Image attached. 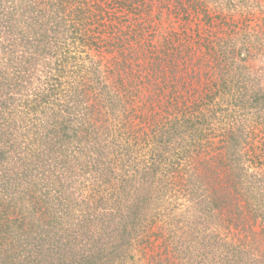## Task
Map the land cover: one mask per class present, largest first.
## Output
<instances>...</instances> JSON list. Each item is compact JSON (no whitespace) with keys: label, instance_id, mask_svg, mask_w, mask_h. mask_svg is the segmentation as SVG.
Instances as JSON below:
<instances>
[{"label":"rangeland","instance_id":"1","mask_svg":"<svg viewBox=\"0 0 264 264\" xmlns=\"http://www.w3.org/2000/svg\"><path fill=\"white\" fill-rule=\"evenodd\" d=\"M79 1L83 0H0V23H9L0 24V131L8 130V120L17 131L11 145L6 132L0 133V195L13 196L16 205L10 208L13 219L0 218V264H24L29 259L40 264H264V0H174L180 3L179 15L158 16L159 29L153 33L170 27L192 42L206 37L217 45L216 55L202 45L188 65L181 58L179 75L189 81L198 73L200 79L194 82L204 95L210 87L219 91L209 102L216 106L210 116L211 137L196 143L194 131L177 132L173 138L168 133L165 141L171 144L162 149L161 155L167 151L163 162L158 160L152 169L150 150L138 148L128 154L117 127L112 125L109 132L95 129L101 113L111 119L109 115L118 111L113 84L132 78L119 68L125 59H113L120 55L112 47L91 48L87 41H73L70 31L52 29L64 13L89 21L91 11L84 13ZM107 1L127 17L121 0ZM29 9L34 10L23 17ZM17 12L19 21L13 24L7 18ZM36 14L40 16L32 17ZM44 30L51 31L58 44L35 50L31 42L37 43ZM153 41L159 44L158 37ZM68 43L72 51L81 50L76 53L80 65L95 71L61 72L62 65L67 70L70 66L63 61ZM106 66L114 72L108 73ZM81 80L97 81L102 87L104 96L93 100L101 112L84 103L67 108L69 98L81 99L76 84ZM52 83L61 85L63 92L55 95L57 105L50 107ZM94 102L88 103L95 106ZM25 104L30 108L26 115L17 113ZM243 111L254 124L244 135L238 122ZM70 116L80 126L79 135H74L72 123H63ZM224 132L230 136L225 145ZM48 133L57 138L45 139ZM154 152L160 159L159 150ZM133 155L139 160L135 171L126 167L132 165ZM197 161L207 174L202 168L201 176L193 174L190 166ZM172 164L176 174L171 173ZM31 165L36 178L18 174L27 173ZM156 168L161 172L154 173ZM143 172L150 178L144 179ZM126 177L135 182L125 183ZM172 177L178 180L177 191L170 184ZM31 189L40 201L55 198L50 212L37 210L41 206L29 200ZM57 218L65 229L60 242L51 241L60 232Z\"/></svg>","mask_w":264,"mask_h":264},{"label":"trees","instance_id":"2","mask_svg":"<svg viewBox=\"0 0 264 264\" xmlns=\"http://www.w3.org/2000/svg\"><path fill=\"white\" fill-rule=\"evenodd\" d=\"M120 2L123 3L124 9L127 11V17L125 18H122L121 15H118V10L115 8V4L110 6L109 1L107 0H83L79 1V4L81 3L83 5L81 10H83L84 13L88 10L91 11L89 12L91 18L87 17L89 21H81L87 19L80 20V18L77 16L75 18L70 15L72 14L71 12L70 14L64 13V17L54 20V26L52 29H56L58 27L55 30V33L59 30V28L60 32L61 30L66 32L70 31L71 34L69 35H71L70 38L73 39V41L79 40L80 42L82 41V43L87 41L86 45H91V48L93 45H101L99 48H102L103 50H105V47H112V49H115L116 53L121 56L116 58V56L113 55L115 62H123L122 60L125 59V61L120 64L121 66L119 68L128 72V75L132 79H129V83L126 84H113V87H115L117 90V93L114 95L116 100L115 104L118 107V111L116 114H112V116L107 113L111 119H108L104 116V113H101L102 117H100V120H98L100 123L97 124V128L95 129L100 131L103 129V131L109 132L112 125L117 127L120 139H124L122 143L124 144L128 154L132 153V151H136L138 148H144L145 151L150 150L152 155H150L149 159L152 161H150L148 166L150 169H152L158 160H160V163L163 162L162 159L164 158V154L167 151L161 155L162 149L167 148L171 144V142L165 141L166 135H168V133H171V138H173L177 132L182 131L186 134L189 130V133L191 134L194 131L195 134H193V140H196V143L211 137L209 134L210 131L213 130L214 124L211 122L210 116L215 113L214 108L216 106H214L215 104L209 102L210 99H212V94H215V92H218L219 90L217 88L212 90V87H210L208 88V94L204 95L202 93L203 89L200 90V88L194 82L195 79H200L198 73H193L194 76H192L189 81H186V79L184 80V76L181 74L179 75V62L183 59L184 63L187 64V61L189 62L190 58L194 57L197 53V47L202 45V47H206L210 53H214L213 55H216L217 45L211 40H208L206 37L199 38L195 42L193 40L192 42L190 41L191 37L189 40L186 38L185 34L180 36V30H172L170 27L166 28L163 33L162 31L159 34L151 32V30L156 29L157 31V29H159V17L163 16L164 14L167 15V17H170L174 14L179 15L178 9L180 8V3L175 2L174 0H121ZM69 3L72 4V2ZM28 8L34 7L33 5H30ZM62 8L65 10L63 5ZM157 9H159L158 12H156ZM29 10L30 11L27 10L24 12L23 17L27 18V14L30 15L31 11L34 9ZM35 10L38 11L37 13H39V11L41 12L40 9ZM0 12H2L1 8ZM38 16L40 15L36 14L32 17ZM7 19H13V24L14 20L19 21L18 12L16 15H14V17L12 14ZM34 19L36 21L38 20V18ZM3 22L0 23L2 26L9 24L8 22L3 24ZM185 30L187 29L185 28ZM50 32L51 31L49 30H44L39 33L37 36V43L32 40L31 43L32 45L35 44V50L38 46L42 47V51L46 50L47 47L50 48L52 45L57 46L58 40L55 42L52 41ZM94 32H97V35L92 37V33ZM153 37H158L159 44L154 43ZM115 41H117V43ZM211 43L214 44L213 47ZM60 48L62 49V46ZM64 48L65 55L63 61H66L67 64L70 63V66L67 70L66 65H62L60 67L61 72L64 74H67L68 72L70 74H75L76 72L81 73L83 70V72L89 74L95 71L94 68L80 65V58L79 61H77L76 53L81 52V50L72 51L69 43L67 46L65 45ZM117 48H121V50H116ZM30 52L33 59H35L33 51L30 50ZM226 54H228L230 57L232 53L229 50ZM23 57L25 56L23 55ZM102 57L105 58L104 56ZM217 59L218 58L215 60ZM212 63L213 62L210 64ZM210 64L208 67L211 66ZM106 70L110 74L111 72H114V69L110 68L109 66H106ZM83 76L84 75H82V80ZM17 77L22 78V74L17 75ZM82 80L76 81L77 86H79V90L77 91L79 92L78 96L81 99H78V101H71L69 100L70 98L68 100L65 99L67 102H72L71 106L69 103H67V108L70 109L75 104H77V107H79L80 104L84 103L89 109L92 110L96 108L97 113L101 112L102 109L93 100L97 101L99 100L98 98H102L104 96L105 93L102 90V87L97 81L96 83H87L86 81ZM61 84H63V82H61ZM206 86L209 87L210 83L207 82ZM62 88L63 87L61 85L56 86L55 83H52L51 86L48 87L49 95L53 97L52 100L48 102L50 107L51 105H57L58 99L55 95H60V93L63 92ZM45 90H47V88H45ZM58 98L60 99V96ZM88 102H94L95 106ZM43 103L47 104L45 100ZM28 106L29 104H27L26 107L23 106V109L21 110L17 109V113L19 112L21 114L24 112L26 115L30 109ZM24 108H26L25 111ZM248 114L249 113L243 111L238 120L242 127V135L245 134L243 132L244 130H248L250 132V128L254 126L252 118ZM71 118L73 117H67V119L63 120V123L65 126H67V124L70 126L72 123L75 129L74 135H79L80 126L76 122H73L75 119ZM7 124L8 130L6 131L5 129L4 131H0V133L3 135L6 132V134L9 136L11 145V138L14 134V129H16V125L14 126L13 120H8ZM9 125L13 126L9 127ZM194 126L195 129L193 130ZM64 129L65 127L63 126L62 130ZM237 129L239 130V128ZM52 131L49 133L51 134ZM57 131L58 130L54 129V134L58 133ZM16 132L17 131H15V133ZM49 133L48 135L45 134V139L49 140L51 137ZM189 133L188 136L190 135ZM105 134L106 136L112 137L111 133L105 132ZM65 136L67 138H72L68 134L62 133V137ZM53 138L57 137L52 136L50 139ZM221 139L222 143L225 145L226 143H229L228 140L230 139V136L224 132L221 135ZM156 149L160 152V159H157V153L154 152ZM210 149L212 150V148H208L206 150L209 151ZM188 153L186 154V157L192 158V155ZM153 154H155L156 157ZM132 158V165H126V167L135 171L136 167L139 168V160H134L136 155H133ZM189 164L190 163H188V165ZM201 164L202 163L197 161L195 166H190V168L193 167V174H195L196 177L201 176V168L206 172V174L209 172L206 167L201 166ZM175 165L176 164H172V167H170V170L173 171L171 173L173 174H176ZM126 167L124 170L129 172L130 170ZM30 168H33V166L31 165V167L28 166L25 168L27 169V173L24 174V172H19L18 174H23L22 176L25 177H27V175H32L34 171ZM159 171L161 172V169H154V173ZM149 174V172H143V178L149 179L150 177H147ZM6 176L7 174L4 175V177ZM32 177L33 179L36 178L34 175H32ZM172 179L173 180L170 181V184L175 186V191H177L178 180L176 177H172ZM127 182H130L129 184L132 185L135 180L132 178H127L125 183ZM38 195L39 193H37L35 190L33 191L31 189L29 191V200L31 199L32 201L34 199L38 201V204L41 206L40 208L37 207V210L45 208L47 210L50 209L55 198L53 199V197H51L53 200H44L42 198V201H40V197ZM13 199V196H5L4 199V195H0V218L3 220V222L11 217L12 214L10 213L14 212V209H10L11 207L15 208L16 206L14 205L15 201ZM21 199L22 201L26 200V198L23 197H21ZM6 203L7 207L5 208L4 206V208H2ZM32 212L35 215L37 211L33 210ZM48 212L50 211L48 210ZM11 219L13 218H10V220ZM56 220L60 232L59 234H54L55 237H53L51 241L60 242L63 239L65 229L63 227L64 224L59 221L60 219L57 218ZM40 263L41 262L34 263V261L30 259L29 261L24 262V264Z\"/></svg>","mask_w":264,"mask_h":264}]
</instances>
